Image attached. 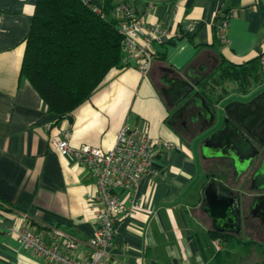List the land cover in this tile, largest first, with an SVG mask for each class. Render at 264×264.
<instances>
[{
	"label": "crops",
	"instance_id": "1",
	"mask_svg": "<svg viewBox=\"0 0 264 264\" xmlns=\"http://www.w3.org/2000/svg\"><path fill=\"white\" fill-rule=\"evenodd\" d=\"M127 2L145 28L163 27L179 37L153 43L156 56L145 77L123 55V66L111 70L71 117L59 120L21 78L36 0H0V264H48L11 234L23 225L45 235V241L53 228L84 243L94 235V179L51 145V135L70 130L73 146L88 144L106 152L123 128L140 130L175 148L156 151L155 175L141 179L134 194L139 209L118 217L111 264H264V218L252 215L254 203L244 198L260 192L252 189L251 180L240 186L236 176H219L216 162L202 156V143L220 127L227 111H219L217 124L207 130L203 119L192 124L189 112L180 110L182 105H170L174 82H190L191 73L202 79L196 91L203 96L206 85L212 91L206 92L208 97L216 95L222 108L264 91V82L246 90H235L226 82L219 93L213 90L223 61L243 65L264 56V0ZM91 4L104 7L105 0ZM109 17L117 18L114 10ZM226 18L227 42L222 43L219 30ZM193 23L196 29L190 31ZM225 168L234 169L233 161ZM213 179L227 185L234 197L243 196L242 222L233 230L217 231L204 210L203 190ZM215 232L255 243L231 248L229 241L214 238ZM85 251L80 247L81 254Z\"/></svg>",
	"mask_w": 264,
	"mask_h": 264
},
{
	"label": "built area",
	"instance_id": "2",
	"mask_svg": "<svg viewBox=\"0 0 264 264\" xmlns=\"http://www.w3.org/2000/svg\"><path fill=\"white\" fill-rule=\"evenodd\" d=\"M83 1L95 13L103 15V7L92 5L91 0ZM114 12L122 20L120 32L123 35L124 60L127 63L134 62L136 69L145 77L150 73L156 56L153 43L178 38L179 34L159 26L145 28L127 0H118ZM228 20L226 18L223 21L219 30L222 43L227 42ZM195 29L196 24H191L189 30ZM260 63L264 72V56ZM54 124L49 123L48 130ZM71 138L70 130H60L52 133L51 145L62 156L85 167L94 179L97 187V194L91 199L95 217L94 235L84 243L75 236L53 228L46 233L49 241H45V235H37L24 225L12 229L11 234L48 264H111L118 217L139 209L134 194L141 179L155 175L156 151L172 150L175 147L171 143L155 141L136 129L123 128L115 146L106 152L88 144L75 147L71 144ZM126 201L130 203L129 207ZM82 246L86 247V251L81 254Z\"/></svg>",
	"mask_w": 264,
	"mask_h": 264
},
{
	"label": "trees",
	"instance_id": "3",
	"mask_svg": "<svg viewBox=\"0 0 264 264\" xmlns=\"http://www.w3.org/2000/svg\"><path fill=\"white\" fill-rule=\"evenodd\" d=\"M117 0H105L103 15L83 0H36L21 78L39 93L50 111L61 120L100 88L109 72L121 68L123 60L122 20L109 17ZM261 57L243 65L223 63L217 74L227 72L230 81L264 82ZM230 74V75H229ZM205 85H203L204 87ZM203 96H208L203 90ZM214 238L229 241L231 248L247 246L230 235L215 232Z\"/></svg>",
	"mask_w": 264,
	"mask_h": 264
},
{
	"label": "water",
	"instance_id": "4",
	"mask_svg": "<svg viewBox=\"0 0 264 264\" xmlns=\"http://www.w3.org/2000/svg\"><path fill=\"white\" fill-rule=\"evenodd\" d=\"M188 79L190 82H174L170 105H182L180 110L189 112L192 124L203 119V126L207 130L217 124L219 111H227V116L220 120V127L202 143V156L206 160H214L216 166H225L233 161L237 182L252 171V189L260 194L251 198L254 203L251 214L258 213L264 218V91L250 101H236L231 106L222 108L219 104L208 103L196 91L202 83L201 78H194L191 73ZM192 106L199 111L190 109ZM248 134L253 135L256 140ZM203 193L206 200L204 210L212 218L217 231L233 230L235 224H241L244 208L242 195L234 197L227 185L214 179Z\"/></svg>",
	"mask_w": 264,
	"mask_h": 264
},
{
	"label": "rangeland",
	"instance_id": "5",
	"mask_svg": "<svg viewBox=\"0 0 264 264\" xmlns=\"http://www.w3.org/2000/svg\"><path fill=\"white\" fill-rule=\"evenodd\" d=\"M261 71H262V73H264L263 72V70L261 69ZM221 76H220V74H218V77H217V81H215V87L213 88V90L216 92V93H219V90L218 89H221V87L220 86H222V85H224V83H228V84H230V85H233V88L235 89V90H246L247 88H251V87H253L255 84H257V82L259 81V80H261V78H262V76L261 75H259L258 76V81L256 82V83H253V82H255L256 80L254 79L253 81H250L249 79L247 80V81H244V86H247L246 87V89H244L243 88V86H241V84L239 83V81H237V80H235L234 82H231L229 79L231 78L230 76H228V74H227V72H221ZM230 75V74H229ZM203 89L205 90V92H212L211 90H209L208 88H207V86L205 85L204 87H203ZM261 90L262 89H264V86H262L261 88H260ZM212 94V93H211ZM215 97H217L216 95H215ZM206 98L208 99V100H211V101H214L215 102V99L214 98H210V97H208V96H206ZM207 100V101H208ZM257 164V162H255V165ZM253 167H254V165H253ZM214 172L215 173H217L219 176H221V177H223V178H227V179H230V177L231 176H234L235 177V171H234V169L232 168V170L230 171V170H227L226 168H225V166H215L214 167ZM251 174H252V171L251 172H248L246 175H244L241 179H240V186H244V185H246V184H248L249 183V181L251 180ZM225 175H227V177H225ZM234 177H232L233 179H234ZM245 197V200L246 201H248V203H249V200L252 198V196H253V194H250V193H247V194H245L244 195Z\"/></svg>",
	"mask_w": 264,
	"mask_h": 264
},
{
	"label": "flooded vegetation",
	"instance_id": "6",
	"mask_svg": "<svg viewBox=\"0 0 264 264\" xmlns=\"http://www.w3.org/2000/svg\"><path fill=\"white\" fill-rule=\"evenodd\" d=\"M202 92H203V90H202ZM214 99H215V102L214 101H211V100H208V103L214 104V103H216V101L219 102V98L214 97Z\"/></svg>",
	"mask_w": 264,
	"mask_h": 264
}]
</instances>
